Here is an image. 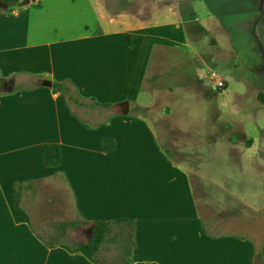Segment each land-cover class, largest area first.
<instances>
[{
  "label": "crops",
  "instance_id": "crops-1",
  "mask_svg": "<svg viewBox=\"0 0 264 264\" xmlns=\"http://www.w3.org/2000/svg\"><path fill=\"white\" fill-rule=\"evenodd\" d=\"M0 1V86H13L0 92V264H92L44 246L17 221L15 182L28 183L26 197L57 182L85 221H131L132 264H264V240L256 248L246 238L215 235L199 213L191 178L203 205L240 201L204 166L205 153L220 151L195 150L184 169L165 147L173 145V126L152 117L171 88L160 78L147 87L149 72L164 57L186 55L173 47L192 20L184 22L168 0H29L10 10L16 0ZM44 80L69 83L85 105L111 107L69 103ZM105 138L114 141L112 152L102 150ZM45 143L61 147L59 167L43 165Z\"/></svg>",
  "mask_w": 264,
  "mask_h": 264
},
{
  "label": "rangeland",
  "instance_id": "rangeland-1",
  "mask_svg": "<svg viewBox=\"0 0 264 264\" xmlns=\"http://www.w3.org/2000/svg\"><path fill=\"white\" fill-rule=\"evenodd\" d=\"M168 1L184 22L192 23L176 28L181 39L173 48L186 55L164 57L149 72L147 87L155 86L160 78L162 87L171 88L170 99H158L152 117L173 126V145H164L184 169L191 167L195 150L220 151L205 153L208 160L204 166L240 201L212 204L203 199L207 201L203 205L196 179L191 178L203 223L212 226L215 235L246 238L259 248L264 240V103L259 101V95L264 94V0ZM130 2L136 6L142 3ZM211 72L227 85L214 90ZM155 124L159 130V123ZM159 140L164 142L161 136ZM27 195H21L20 206L34 231L46 240L55 236L63 223L79 220L72 213L70 197L57 182ZM63 234L62 240L69 245L92 238L88 225Z\"/></svg>",
  "mask_w": 264,
  "mask_h": 264
},
{
  "label": "trees",
  "instance_id": "trees-1",
  "mask_svg": "<svg viewBox=\"0 0 264 264\" xmlns=\"http://www.w3.org/2000/svg\"><path fill=\"white\" fill-rule=\"evenodd\" d=\"M0 3L2 2L0 1ZM17 5L18 4L15 5L14 3L9 4L8 9L16 8ZM127 47H131L128 43V39ZM52 88L57 93L63 94L67 102L80 107L91 106L99 109H109L111 107L109 104H97L95 102L91 105L81 103L74 95L72 86L66 82H54ZM259 101L264 103V94L259 95ZM102 150L104 152H112L114 150V141L111 138L103 139ZM41 161L46 167H59L62 163L61 147L54 143L43 144L41 148ZM26 185H28V183H13L14 206L17 221L28 224L32 230L30 221L20 206L22 190ZM78 225H92L93 234L91 240L89 242L74 241L70 245L66 244L62 240L63 237H65L63 233L66 232L67 229L71 230L76 228ZM133 231V223L128 220L89 222L79 218L78 221L63 223L56 230L55 236L51 237L50 240H46L34 230L33 233L44 246L61 247L70 254L79 253L92 264H132L131 256L134 249ZM109 252H113L112 255H108Z\"/></svg>",
  "mask_w": 264,
  "mask_h": 264
},
{
  "label": "water",
  "instance_id": "water-1",
  "mask_svg": "<svg viewBox=\"0 0 264 264\" xmlns=\"http://www.w3.org/2000/svg\"><path fill=\"white\" fill-rule=\"evenodd\" d=\"M28 3H29V0H23L20 2L21 5H26ZM42 85L46 86V87H51L52 83L50 81L44 80V81H42ZM0 88H2V90L7 92V93L12 92L13 91L12 81L10 80V81L5 82L2 86H0ZM121 111L125 114L128 112V104L127 103H123L121 105Z\"/></svg>",
  "mask_w": 264,
  "mask_h": 264
},
{
  "label": "built area",
  "instance_id": "built-area-1",
  "mask_svg": "<svg viewBox=\"0 0 264 264\" xmlns=\"http://www.w3.org/2000/svg\"><path fill=\"white\" fill-rule=\"evenodd\" d=\"M209 78L211 79V86L214 90H219L224 86V81L219 79L214 72L209 74Z\"/></svg>",
  "mask_w": 264,
  "mask_h": 264
}]
</instances>
